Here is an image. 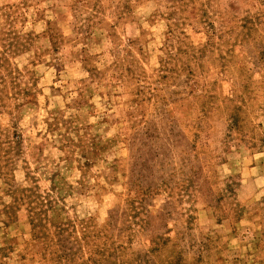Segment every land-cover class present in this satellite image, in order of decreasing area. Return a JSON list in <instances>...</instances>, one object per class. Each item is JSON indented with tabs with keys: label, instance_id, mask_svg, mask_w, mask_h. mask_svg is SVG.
Wrapping results in <instances>:
<instances>
[{
	"label": "rangeland",
	"instance_id": "obj_1",
	"mask_svg": "<svg viewBox=\"0 0 264 264\" xmlns=\"http://www.w3.org/2000/svg\"><path fill=\"white\" fill-rule=\"evenodd\" d=\"M0 264H264V0H0Z\"/></svg>",
	"mask_w": 264,
	"mask_h": 264
}]
</instances>
